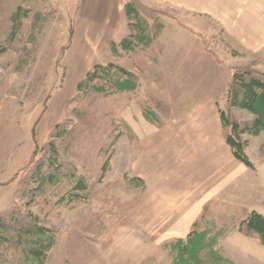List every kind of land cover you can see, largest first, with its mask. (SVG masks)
<instances>
[{
	"label": "rangeland",
	"instance_id": "374dc122",
	"mask_svg": "<svg viewBox=\"0 0 264 264\" xmlns=\"http://www.w3.org/2000/svg\"><path fill=\"white\" fill-rule=\"evenodd\" d=\"M84 1L0 0V46L7 49L0 52V213L20 203L25 171L35 159L46 161L45 147L63 125L70 130L59 142L65 178L38 195L32 208L23 202L18 213L33 212L57 234L47 264H174L173 247L180 241L174 230L180 227L181 237H188L193 230L186 219L196 213L229 230L224 257L264 264L262 243L237 232L252 213L264 214V134L245 138L259 177L249 188V167L228 145L221 115L240 68L264 75V53L241 47L220 19L202 10L168 6L149 13L139 0L154 25L152 38L161 36L153 19L165 27L161 52L155 46L119 57L112 44L131 34L126 8L119 41L94 44L98 25L85 16ZM110 64L134 73L141 88L81 95L88 74ZM235 114L244 123L255 119L239 109ZM159 147L168 164L175 160L164 177L170 187L162 191L156 187ZM74 178L87 181L89 199L71 206L65 198L73 193ZM173 214L176 221H170ZM0 257L1 264L23 263V249L7 245Z\"/></svg>",
	"mask_w": 264,
	"mask_h": 264
},
{
	"label": "trees",
	"instance_id": "16d2710c",
	"mask_svg": "<svg viewBox=\"0 0 264 264\" xmlns=\"http://www.w3.org/2000/svg\"><path fill=\"white\" fill-rule=\"evenodd\" d=\"M147 7V6H146ZM148 12H162L151 9ZM146 8L139 0H132L126 7V16L130 22L132 35L122 44L114 42L113 52L116 56L124 53H135L141 48H151L156 39L152 38V24L146 19ZM152 10V11H151ZM147 21H146V20ZM153 21L159 34L165 30L155 18ZM20 23V13L14 17V36L17 34ZM6 48L0 46V52L6 53ZM141 88L138 77L129 70L116 64L98 65L87 78L80 83L81 95L92 92L103 95H118L135 93ZM239 109L255 117L252 122H241L235 114ZM158 119L156 114H147ZM222 122L227 134V143L235 157L252 170L256 166L251 159L248 149L250 142L246 137L259 138L264 134V75L251 67L240 68L235 76L229 92V107L221 112ZM65 126V125H64ZM70 130L60 125L52 137V142L45 149L49 157L44 163L35 159L30 168L25 171L26 181L21 184L16 195V204L12 209L0 213V248L16 244L23 249V263L20 264H47L51 253L57 246L58 238L54 230L46 227L41 219L33 212L29 215H19L22 203H28L32 208L38 195H45L49 187L58 185L65 178L66 167L61 160L59 142L64 139ZM73 193L65 198L69 204L78 205L89 199V185L83 178H74ZM60 185V184H59ZM229 230L217 232L216 224L200 220L187 240H180L173 247L174 264H236L223 256L220 249L221 241L228 235ZM238 232L247 238L258 240L264 246V214L252 213L238 227ZM4 258L0 257L1 260ZM5 263V262H4Z\"/></svg>",
	"mask_w": 264,
	"mask_h": 264
},
{
	"label": "crops",
	"instance_id": "0c3cea01",
	"mask_svg": "<svg viewBox=\"0 0 264 264\" xmlns=\"http://www.w3.org/2000/svg\"><path fill=\"white\" fill-rule=\"evenodd\" d=\"M84 2L85 3H83V12L85 13V16L88 17L90 22L96 23L98 25L97 28H100V29L96 28V34H93L92 38L94 44L97 41V39L102 41L104 39H112L114 41H119L116 38H118L120 35L119 31L125 29L124 25L126 24H125L124 14H125V8L129 4V1L85 0ZM143 2L151 9H156V10H165L168 6L169 7L185 6L186 8H189L193 11L202 10L206 14H209L217 19H220L223 25L225 26V28L232 35L235 36L241 47L249 51L252 50L256 53L258 52L264 53V0H143ZM91 14L93 16L89 18ZM152 27H154V25H152ZM125 30L127 33L131 32L130 35H132L133 31H131V28L129 26H126ZM128 37L129 36H127V38ZM160 41L161 42L164 41V34L163 35L161 34V36H159V38L155 40L151 48L153 49L156 46L158 47L157 51L161 52V50H159L160 46L158 44L160 43ZM154 51H156V49ZM128 94H132V93H128ZM170 139L172 138H169V140ZM167 146H169V144ZM159 148H158L159 152L157 154L159 158L157 163L159 169L158 171L159 181L156 187H158V189L162 191V190H167L170 187V185L165 182L166 180L164 177L166 176L168 171L172 169L171 164L172 161L174 164L175 160H172L168 164L166 162V156L164 155L165 150H163V147H161L160 149ZM164 166H169V168L167 171L161 173L160 171L163 170ZM186 167L189 169V166L187 164L183 166L184 168L183 176L185 177L187 176L185 174ZM244 171L248 173L247 175L249 176V179L253 183L249 188L256 185L255 181H258L259 179V177L256 176L257 174L256 173L254 174L253 170L249 168L248 169L245 168ZM210 176L211 174L207 175L206 178L203 176L199 181L200 183H202L200 185L201 186L206 185L210 180ZM177 179L178 178L174 180ZM176 184H180V183H176ZM242 189L244 190L245 187ZM164 195L165 194H162L163 198ZM192 216L193 219L191 221H189L190 218H188L189 220L188 219L186 220L187 222H189V227L192 228L193 231L195 229L196 224L203 218H206V221L210 223L216 224L217 222H219L213 216H212L213 219H209L203 216L202 213H196L195 217L194 215ZM176 218L178 217L175 214H173L172 217L170 218V221H176ZM227 230H228L227 227L225 228L223 227L222 229L217 228V232L224 233V231ZM193 231L190 232L188 237H181V228L179 227L174 230V234L176 235V237L179 236L180 240H187L190 237V235L193 233ZM227 237L228 235L224 239H226ZM224 239L221 241L220 244V249L222 251L224 248L223 247ZM256 254H259L256 260L260 261L259 257H261L262 252L259 251L256 252Z\"/></svg>",
	"mask_w": 264,
	"mask_h": 264
}]
</instances>
